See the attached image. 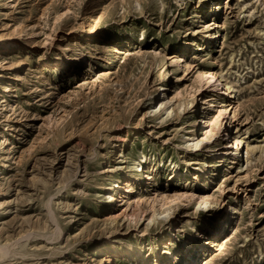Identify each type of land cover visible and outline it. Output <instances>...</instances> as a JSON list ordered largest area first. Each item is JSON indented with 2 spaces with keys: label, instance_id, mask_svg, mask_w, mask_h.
<instances>
[{
  "label": "rangeland",
  "instance_id": "374dc122",
  "mask_svg": "<svg viewBox=\"0 0 264 264\" xmlns=\"http://www.w3.org/2000/svg\"><path fill=\"white\" fill-rule=\"evenodd\" d=\"M165 84L195 102L150 114ZM139 154L151 181L130 176ZM154 198L172 216L146 228ZM0 264H264V0H0Z\"/></svg>",
  "mask_w": 264,
  "mask_h": 264
},
{
  "label": "bare ground",
  "instance_id": "6f19581e",
  "mask_svg": "<svg viewBox=\"0 0 264 264\" xmlns=\"http://www.w3.org/2000/svg\"><path fill=\"white\" fill-rule=\"evenodd\" d=\"M215 35H217L215 33ZM174 62H176L177 65H179L180 63H183V67H184V70H187L189 68V65L185 62V61H182V57H179L177 59L174 60ZM196 77H197V82L200 86H205L206 85H212V86H215L216 88V91L212 89V93H215V94H223V95H226L227 97L230 98V95L231 92L230 91V86H224L226 87L225 89H223V86L221 87V84L220 82L218 81V78H217V73L209 68V67H203L202 69H198L196 71ZM167 80V79H166ZM222 83V82H221ZM118 84V82H117ZM120 86V84H118ZM224 85V84H223ZM118 86V87H119ZM210 86L208 87L209 90L210 89ZM121 87V86H120ZM204 87V88H205ZM200 88V87H199ZM202 88V87H201ZM160 92L159 93H163L162 94V97L158 98V99H155V98H151L149 101H151L150 103L153 104L151 107H150V111L149 113L150 114H160V113H163L162 116H165L166 118H169L171 117L174 113H178L181 115V113L185 110H187L186 108L190 105L193 104V102H195V97L192 93V100H189V99H186L184 97V95H181V94H178L176 97L177 98H174V97H171L169 98L168 96L165 95V92L168 90L167 89V84L163 85V86H160L159 87ZM194 89V88H193ZM197 90V89H196ZM198 91V90H197ZM206 90L202 91L201 94L203 92H205ZM192 92V91H191ZM160 96V94H158ZM211 98H214V95H211ZM210 98V99H211ZM232 98V97H231ZM222 99V98H221ZM230 100V99H229ZM207 101V100H206ZM211 101V100H210ZM204 102V101H203ZM200 103V102H199ZM210 103V102H209ZM198 104V103H197ZM202 104V103H201ZM213 105V104H212ZM191 107V106H190ZM196 106L192 107V109L195 110ZM198 108V107H197ZM196 108V109H197ZM189 109V108H188ZM199 109V108H198ZM234 109V106H232V103L231 101H228L227 103H222L221 106L219 107V109L217 110V114H215L211 121H208L210 123H208L207 121L203 122V126L201 127L200 124H201V120L198 121V119H195L192 123L195 124V121H198L199 124V130L201 131L200 135H195V131L192 130L190 132V137L186 138L184 140V143H185V147L191 151H202L203 150V144L206 142H210V139L212 136H214L215 138L216 137V134L217 132H215L213 130V122H215L214 124V128H218L220 129V125L224 123V118L223 115L228 113L230 114V112L232 111V115L234 117V112L233 111ZM196 111V110H195ZM191 118V117H190ZM230 118V117H229ZM232 118V117H231ZM219 120L221 122H219ZM187 123V122H185ZM218 123V125H217ZM208 124V125H207ZM188 125V124H187ZM207 125V126H206ZM224 125V124H223ZM195 126V125H194ZM208 127L207 130L203 131V129H206ZM188 128V127H187ZM210 129V130H209ZM217 129V130H218ZM190 131V130H189ZM240 136V135H239ZM239 136H234L232 138V142L230 141V146H228L230 148V151L233 153V156L234 158H232L233 160H236L238 158V156L243 153V151L240 153V149L241 147L243 148V142L242 140L240 139ZM215 141V140H214ZM205 143V144H206ZM212 144V143H211ZM212 146V145H211ZM221 146V143H214V145L210 148H219ZM184 147V146H183ZM207 147V146H206ZM219 150H222V149H218L217 151ZM246 154L252 150L251 147H249L248 145H246ZM245 154V153H244ZM245 154V155H246ZM217 157V156H216ZM241 157V156H240ZM244 157V156H243ZM218 158V157H217ZM242 159V158H241ZM221 160V159H220ZM243 160V159H242ZM245 160V159H244ZM215 162V161H214ZM146 163V160H145V156L143 154H139L138 158L134 161V163L132 164L131 167H129V171L131 173L130 176H132L133 178H138L139 181H143V179L145 181H151V178L147 172V170H144L145 169V166H143L144 164ZM245 163V162H244ZM239 164V163H238ZM237 164V165H238ZM211 166V165H210ZM212 167V166H211ZM225 169V168H224ZM206 171V170H205ZM204 171V172H205ZM178 171H176V169H174V173H176V175L178 174L177 173ZM180 177V175H179ZM130 178V177H129ZM130 181V179L127 181V184L128 182ZM121 184L118 183V180L116 179H110L109 181V186H110V193L109 195L106 197V200L108 202H113L115 201L117 198L115 196H113L112 194L116 193V191L119 190ZM129 185V184H128ZM199 200H198V205L197 208L198 210L201 208V209H204V210H207V209H210L212 205L215 204L214 201L211 200V196L208 195V194H201V196H198ZM153 203H158L159 205V208H154L152 206V214L149 215L147 218H146V221L148 222L147 225H146V228L149 227L150 225H154L155 221H168L169 218L172 216L171 214V209L173 208L172 207V201L168 202L167 204L164 203V200L163 199H157V198H154L153 200ZM217 204V203H216ZM196 208V209H197ZM131 218L134 217V215H131L130 216ZM139 218H136L134 217L133 221L136 223L138 222ZM169 223H171V221H169ZM222 224H223V220L222 219H219L218 220V224L212 228L209 229V233L210 235L212 234V238L210 236H207L206 240L208 241V243L206 242V245H211L215 242V240L213 238H216V236L219 235V232L221 231V227H222ZM171 226V224H170ZM225 227V226H224ZM223 229V227H222ZM225 229V228H224ZM172 235V234H171ZM221 235V234H220ZM205 237V236H204ZM139 243V242H138ZM205 242L203 243H200V245L202 244V246L204 245ZM143 248V244H138V246H136V250L137 251H140L141 249ZM194 253H196L194 251ZM196 258H194V255H190V260L189 262H193Z\"/></svg>",
  "mask_w": 264,
  "mask_h": 264
}]
</instances>
